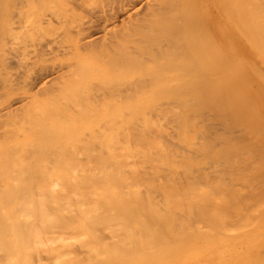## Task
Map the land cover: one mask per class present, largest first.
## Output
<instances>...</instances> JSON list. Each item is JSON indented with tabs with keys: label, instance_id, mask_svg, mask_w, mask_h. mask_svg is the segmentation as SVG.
I'll use <instances>...</instances> for the list:
<instances>
[{
	"label": "bare ground",
	"instance_id": "bare-ground-1",
	"mask_svg": "<svg viewBox=\"0 0 264 264\" xmlns=\"http://www.w3.org/2000/svg\"><path fill=\"white\" fill-rule=\"evenodd\" d=\"M86 1L0 0L2 67L16 57L3 56L9 39L40 37ZM136 1L98 0L66 50L39 42L40 56L62 47L89 66L65 60L58 70L60 60L58 81L35 91L32 65L14 80L0 74L3 127L17 110L43 115L45 94L64 105L60 117L90 122L58 133L72 121L43 103L59 125L28 118L36 129L21 138L9 127L17 142L12 156L5 143L0 151V264H264V0ZM126 6L135 12L118 27Z\"/></svg>",
	"mask_w": 264,
	"mask_h": 264
},
{
	"label": "rangeland",
	"instance_id": "rangeland-1",
	"mask_svg": "<svg viewBox=\"0 0 264 264\" xmlns=\"http://www.w3.org/2000/svg\"><path fill=\"white\" fill-rule=\"evenodd\" d=\"M86 1V0H85ZM97 1L98 0H94V2L92 1V0H87L86 2H84V4H86V5H84L83 4V6H81V7H79V9H76L74 12L73 11H69V9H67L68 11H66V20H62V21H56V20H53V22H52V24H49V23H45L44 24V28H43V32L41 33V35H40V37L39 36H37V35H34V37H32V38H30V39H27V38H24L23 36H25V34H21V33H19V34H16L14 37H12L11 39H9V41H8V44H7V46H6V48L4 49V51H3V56H9L10 58H13L14 56H16L14 59H13V62H12V64L8 67V68H3L2 67V64L0 63V74H1V76H3V77H6L9 81L11 80V79H15L16 77H18V76H21L22 74H23V72H25V66H26V64H28V65H32V67H33V69L30 71V77H28V78H31L32 76V79L34 78V81H31L30 79H28V81H27V79H26V83H27V85L29 84V82L32 84V91H35L36 89H37V83H41L45 78H48V79H46V80H48V82H49V80L51 79V77H55V78H53V79H55V82L56 81H58V79H57V77H56V71L57 70H54V66L56 65L55 63L56 62H58V61H65V60H67V61H71L72 60V57L73 56H69V55H67L68 53H67V51H62V47H57V46H54L55 48H53V49H55V52L54 51H52L51 52V50H45L44 52H42L41 51V56L39 55V53H38V51H37V48H38V46H39V42H41V44H42V47H44V46H47L48 44H52L53 42H54V40L55 41H57L58 40V43H59V46H61V44L60 43H62L63 45V47L65 48V44L67 43V47L66 48H68L70 45H71V41L69 40V39H71V38H69L68 39V35H69V33L71 34V35H75L74 33L72 34L71 33V29H74L75 30V27L78 25V24H82L83 22H85V21H87L88 20V18H89V15H90V12L94 9V8H96V6H95V3H97ZM91 2V3H90ZM92 2L94 3V4H92ZM146 2H147V0H137L136 2H135V4H134V6H135V8L137 9V7H139V6H141L143 3H145V4H143V6L144 5H146ZM90 4V5H89ZM97 5V4H96ZM95 6V7H94ZM127 7V6H126ZM133 7V6H132ZM132 7H127L126 9H120V11H119V13H118V19H116V21H115V24L119 27V26H121V24L123 25V21L125 20H127V18H128V16H129V14H132V13H134L135 12V8L133 9ZM118 9V8H117ZM91 10V11H90ZM119 10V9H118ZM118 10H116V11H118ZM109 11V10H108ZM130 11H131V13H130ZM61 12V11H60ZM129 13V14H128ZM64 15H63V17H64ZM96 15H99V13L97 14L96 13ZM127 16V17H126ZM126 18V19H125ZM123 20V21H122ZM55 21V22H54ZM125 21H124V23H125ZM59 22H61V23H59ZM109 26H113V25H109ZM72 32H75V31H72ZM95 33V32H94ZM70 36V35H69ZM69 40V41H68ZM53 41V42H52ZM61 41V42H60ZM65 43V44H64ZM47 44V45H46ZM65 45V46H64ZM57 48H61L60 50L63 52L62 54L60 53V52H58V50H57ZM66 48H65V50H66ZM14 49H16L15 51H14ZM56 50H57V52H58V54L56 55ZM59 50V51H60ZM249 55L251 56V58H253V60H255L256 61V63H257V65L259 66V64H261V61H260V58H259V53L255 50V48H253V47H251V48H249ZM55 53V54H54ZM60 53V54H59ZM64 55H65V57H64ZM75 57V56H74ZM73 57V58H74ZM76 58L78 59H80L79 61H77L76 60ZM76 58L75 59H73L70 63H72L73 61V63H74V66L75 65H77V63H78V66H76V67H78L77 69V71H79V64H81L82 62H85V63H83V64H81V66L83 65L84 66V64L85 65H88V58H86V57H84V56H76ZM83 58V59H82ZM76 60V61H75ZM60 61V62H61ZM67 61H65V63H57V66H55V68L56 69H58V67L59 66H61L62 64L64 65V64H66V62ZM81 61V62H80ZM80 62V63H79ZM43 64V66H44V70H42L43 72H41V73H37V68L40 66V65H42ZM67 64H68V62H67ZM66 64V65H67ZM59 65V66H58ZM45 66H47V70L45 71V69H46V67ZM65 66V65H64ZM89 66V65H88ZM88 66L86 67V69L88 68ZM76 67H74V70H73V73H71L72 74V76L74 75V72L76 71ZM90 68V67H89ZM263 68V69H262ZM262 71H264V67L262 66ZM65 69V71H67L66 70V68H64ZM69 69V68H68ZM81 69V68H80ZM85 68H83V71H81L80 73L78 72V74H80L81 75V73L82 72H85V75H87L88 73H86V70ZM91 69V68H90ZM55 71V73H52V71ZM58 70H60V67H59V69ZM92 70V69H91ZM35 71V72H34ZM53 71V72H54ZM69 72V71H68ZM67 72V73H68ZM88 72H89V69H88ZM66 73V74H67ZM57 74H59V73H57ZM71 74L69 73L68 74V76H66L65 78H67V79H69L68 77H71ZM82 74H84V73H82ZM41 75V76H40ZM76 75H77V73H76ZM76 75H74V76H76ZM25 76H26V73H25ZM37 76H39V77H37ZM83 76V75H82ZM41 77H42V79H41ZM39 80H38V79ZM74 77H71L70 79H73ZM24 79V78H23ZM57 79V80H56ZM82 79H84V77L82 78ZM36 80V81H35ZM37 81H39V82H37ZM53 81V80H52ZM44 82V81H43ZM34 83H36V85L34 84ZM50 83H52L51 82V80H50ZM34 84V85H33ZM0 87H2V83H0ZM4 91H3V89H1L0 90V112L1 111H3V108L6 106H4L3 107V105L4 104H6V102L8 103V101L10 100V99H8L6 96H5V100L3 99V97H4V95L1 97V95H2V93H3ZM49 94H45V96H44V94H43V96H44V98L43 97H41L40 96V98H41V102H43L44 104H45V106L48 108V111L50 110V113H51V111H53L51 108H53V106L55 105V103L54 104H51V106H50V104L49 103H52V102H50V100L48 99H46L47 97L46 96H48ZM53 95V94H52ZM52 95H50V96H52ZM49 97V96H48ZM46 100H47V103H48V101H49V103L47 104L46 103ZM42 103V104H43ZM11 104H13V106H15V104H16V100L15 101H12V103ZM42 104H40L39 106H34V108L32 107V109H31V112H32V110L34 109V111L36 110V108H38V110H36V112H37V114H38V111H39V109L41 108V111H45V113L42 115V113H40L41 111H39V116L41 117V119H42V122L43 121H45V123H47L46 125H48L49 123L51 124V123H55L56 125H59V124H57L56 123V121L54 122V120L56 119V120H59V117H60V115H62L63 113L61 112L62 110L64 111V108H63V106L62 105H55L54 107L56 108V112H57V116H59L58 118H55V116L52 118L50 115L51 114H48V112L46 111L47 109H46V107L44 106V104L42 105ZM53 105V106H52ZM50 106V107H49ZM3 107V108H2ZM16 107V106H15ZM14 107V108H15ZM135 107V106H134ZM2 108V109H1ZM43 108H45V109H43ZM54 109V108H53ZM59 109H62L61 111H59V112H61L62 114H59L58 113V111L57 110H59ZM55 110V109H54ZM17 111H19L18 113L17 112H15V114L17 113V114H19V115H17L16 114V117L17 116H19V118H20V114H21V111L22 110H17ZM43 111V112H44ZM111 111H114V110H112L111 109ZM128 111V110H127ZM23 113H24V111H23ZM29 113V112H28ZM28 113H25V115H26V118H25V115H23V114H21L22 115V117H24L25 119H22V121L18 118V120H16L17 122H19L20 124L22 123V124H24L25 126L24 127H22L20 124H18L16 121V123L14 122V120L16 119V118H10V119H13V122L15 123V124H11L12 126H9V124L10 123H12L11 122V120L9 119V118H7V117H5V119H6V121L4 120L3 122H4V125H7V126H5V127H3V125L1 124L2 123V121L0 122V142H3V143H0L1 145H0V151H2V153L4 154V153H6V149H5V151H3V149H4V143L8 146V148L10 149V147L12 148L10 151H9V149L7 148V146H6V148L8 149L7 151V153L8 154H10L11 155V151L13 150V146L12 145H14L17 141L16 140H13L14 138H12V137H10V134L12 135V130L13 129H16L17 128V130L19 129L20 130V138L23 136V134L25 133V134H29V133H31V134H34L33 132H34V130L36 129V128H33L32 130H29V129H31L32 127L31 126H33V121L35 122V120H37V119H39L40 117H38V115L36 116V114H35V112H33L34 114H35V116H33L34 114H31L32 115V117H31V119H30V113L28 114ZM52 113H54V111L52 112ZM66 113V112H65ZM124 113H126V110L124 111ZM15 114H13V115H15ZM27 114L29 115V116H27ZM59 114V115H58ZM55 115V114H54ZM64 116H65V114H63ZM67 115V114H66ZM46 116V117H45ZM49 116V117H48ZM64 116L62 117L63 119H64ZM21 117V118H22ZM60 117V120L62 119ZM28 118L32 121V125L30 126V123H29V120H28ZM34 118V119H33ZM48 119V121H49V123H48V121L47 120H43V119ZM68 118V121H69V119L71 120V117L69 118L68 116L66 117V119ZM41 119H39L40 120V122H41ZM66 119H64V121L66 122ZM7 120H9V124H8V121ZM23 120H25V122H23ZM28 120V121H27ZM60 120H59V122H60ZM75 119H73L72 118V123H68V121H67V123L69 124V126L70 127H72V126H74L73 128H70V130H67V128L68 127H66V125H68V124H66V123H62L61 122V124L64 126V128H66V129H64V128H62V126H55V127H57V129L59 130V129H61V131H62V129L64 130V133H69L70 131L72 132V130H77L78 131V129H80L79 127V125L81 124V125H83V126H81V129H83V128H85L87 125H88V123H90V122H88L87 123V121H85V120H81V122H80V124L77 122L76 123V121H74ZM78 120V119H77ZM52 121V122H51ZM63 121V120H62ZM63 121V122H64ZM82 121H83V123L85 122V123H87V124H82ZM7 123V124H6ZM36 123H37V121H36ZM44 123V122H43ZM35 124V123H34ZM95 124V123H94ZM170 124H172V123H170ZM169 124V125H170ZM27 125L28 126H30V128H28V132L27 131H25L24 130V128L25 127H27ZM45 125V124H44ZM54 125V124H53ZM78 125V126H77ZM14 126L16 127V128H14ZM20 126V127H19ZM35 126L37 127V128H42V126H39V123L36 125L35 124ZM39 126V127H38ZM75 126H77L78 128H76ZM219 127H221L220 125H218ZM12 129H10V128ZM45 127V126H44ZM43 127V128H44ZM8 128V130H10V131H8L9 133L7 134V131H4V130H6ZM68 128V129H69ZM26 129V128H25ZM38 129V130H39ZM60 130H59V132L58 133H60L61 132ZM3 132H5V134H7L8 135V137L10 138H8L7 140H3L4 138H7V136L5 137L4 136V134H3ZM14 132H16V130L14 131ZM13 132V133H14ZM18 132V131H17ZM14 133V135L15 134H18V133ZM57 132V131H56ZM54 133V131L53 132H50L49 133V135L50 134H55L54 135V137H56V136H58L59 134L58 133ZM21 133H22V135H21ZM63 133V131H62V134H64ZM172 133V132H171ZM38 133H36V135H34L35 137H38L39 135H37ZM62 134H60V135H62ZM13 135V136H14ZM65 135V134H64ZM4 137L2 140H1V138L2 137ZM63 136V135H62ZM62 136H61V138H62ZM51 137H53L52 135H51ZM51 137L50 136H48V139L50 140L51 139ZM12 138V139H11ZM59 140H60V136H59V138H58ZM58 140V141H59ZM10 143H13V144H10ZM11 145V146H10ZM18 148V147H17ZM15 149L14 148V151L16 150V152H18V151H20L21 152V150L18 148V149ZM18 150V151H17ZM9 152H11V153H9ZM14 153V156H15V154L16 155H18V154H20V152L19 153ZM22 152H23V150H22ZM1 153V154H2ZM22 154V153H21ZM4 156V155H3ZM6 156H7V158L8 157H10V156H8L7 154H6ZM6 156H4V158H6ZM12 156V155H11ZM20 155H18L17 157H19ZM0 158H2V155L0 156ZM12 157H10V159H11ZM15 159H17L16 157H14ZM13 158V160H15ZM3 159V158H2ZM5 160V159H4ZM12 160V159H11ZM12 160V161H13ZM198 160H201V158L200 159H198ZM1 161H3V160H1L0 159V165L2 164V162ZM6 161V160H5ZM7 161H9V159L7 160ZM4 163V162H3ZM0 174H1V170H0ZM2 175H5V174H2ZM1 176V175H0ZM260 235L259 234H255L254 233V235H251L250 234V238H252V239H254V238H257V237H259ZM240 244V243H239ZM251 245H254V243L253 244H251ZM251 245L249 246V248H251ZM235 251H237V249H235ZM234 255H238V252H234ZM252 259L254 260L255 259V256H254V258L252 257ZM241 260V259H240ZM239 259L234 263V264H238L239 263V261H240ZM251 263H253V262H251ZM254 264V263H253Z\"/></svg>",
	"mask_w": 264,
	"mask_h": 264
}]
</instances>
